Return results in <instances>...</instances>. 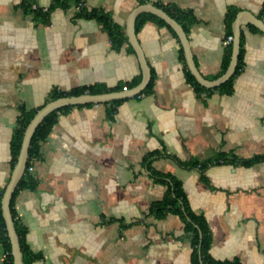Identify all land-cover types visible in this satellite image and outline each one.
<instances>
[{
  "label": "crops",
  "instance_id": "crops-1",
  "mask_svg": "<svg viewBox=\"0 0 264 264\" xmlns=\"http://www.w3.org/2000/svg\"><path fill=\"white\" fill-rule=\"evenodd\" d=\"M146 2L193 11L187 34L209 79L225 72L228 15L247 10L264 20V0ZM140 4L0 0V190L14 169L11 143L24 109L39 110L55 89L104 93L142 79L126 30ZM34 7L49 12L35 15ZM82 7L107 13L123 42L97 18L79 15ZM251 25L242 27L244 65L230 94L198 91L179 38L153 19L140 25L151 91L60 112L32 164L36 186L13 201L28 264H193L185 222L152 213L168 191L159 175L179 180L191 209L206 217L213 258L264 264V160L242 163L264 155V32ZM7 252L0 229V264H8Z\"/></svg>",
  "mask_w": 264,
  "mask_h": 264
},
{
  "label": "trees",
  "instance_id": "trees-1",
  "mask_svg": "<svg viewBox=\"0 0 264 264\" xmlns=\"http://www.w3.org/2000/svg\"><path fill=\"white\" fill-rule=\"evenodd\" d=\"M141 4L146 3V0H139ZM78 4L80 6H83V3L81 1H78ZM158 7L163 8L168 14H170L172 17H174L180 24L184 27L185 31L187 32L189 27L193 25L196 22V16L191 10H183L179 7L172 6V5H163V4H157ZM35 15H40L44 13L45 15L48 14L49 10L43 11L41 9H34L33 10ZM236 11L231 12L228 17H227V37L232 35V23L233 20L236 16ZM79 15L84 16V17H95L97 18L103 26L107 29L109 32L111 39L115 43H121L123 42V39H125L120 32L119 28L112 22L110 16L103 12V11H98V10H93V11H88L85 8H81ZM147 19H153L157 21L161 25H165L169 28V30L173 33L175 37L178 38L177 33L175 30L168 25L163 19L159 18L158 16L151 14V13H143L138 17L136 27L137 29L140 27V25ZM254 27L256 30H259L257 27L254 25H251ZM226 37V38H227ZM131 49L134 51L133 47L131 46ZM135 52V51H134ZM181 53H182V58L185 62V56H184V50L181 48ZM231 53H232V42L227 44L226 47V54L223 62V72L227 69L230 60H231ZM186 65V62H185ZM244 65V36L242 34L241 37V47H240V53H239V59H238V64L236 71L234 75L224 84L221 86L217 87L216 89L220 90L223 93L230 94L233 91V83L235 77L241 72L243 69ZM186 75H187V80L192 83L195 88L198 91L202 90H212L208 89L204 86H202L195 76L190 72L186 65ZM141 79H138L133 82V85H137L140 82ZM152 84H153V77L146 87V89L143 92L146 91H151L152 89ZM85 92H90V93H100L102 92L101 90L95 88L94 86L90 87H81V88H75L71 91H61V90H53L50 99L54 100L59 97L63 96H70V95H79L83 94ZM120 100H115L113 103L118 102ZM90 105V104H88ZM83 106V105H80ZM72 106H67L63 107L59 110L53 111L51 114H49L44 121L38 126L33 139L31 141V146L29 150V159L27 163V169L26 173L24 174L23 178L18 184V187L16 188L14 194H13V199H12V204L15 199V197L18 195L21 189L24 188H34L37 184V179L34 176L33 172L29 171V166L33 164V161L37 158L40 157L41 154V144L43 141H45L50 133L53 130L54 125L57 122L58 115L60 112L67 110L71 108ZM38 110H23L21 118L19 120V127L13 137L12 143H11V151H12V166L14 168L16 164L17 157L19 155L20 149H21V144H22V139H23V134L25 131V128L31 121V119L34 117V115L37 113ZM223 158V157H222ZM261 160H264V155H259L256 156L252 159L244 160L242 163L244 165H251L255 162H259ZM225 159H222V162H224ZM218 159L216 161L211 162L212 164L219 163ZM211 163H196V165L204 169L208 164ZM160 180L163 183H166L168 185V191L165 195V197L162 200L157 201L153 207H152V213L158 218L164 217L168 213H174L180 216V218L185 222L187 231L192 232V244H193V255H192V262L193 264H244L242 263L239 259L235 258L232 260H216L215 258L212 257L210 253V247L212 245V236L210 233L209 225L207 222L206 217L201 214V213H196L193 211L189 205L187 195L182 187V184L179 180L171 178L166 175H159ZM4 190H0V229H1V239L3 243L5 244L6 248L8 249V254H7V261L8 264H14V259L12 255V247H11V242L8 236V232L6 229V223L5 219L3 217L2 209H1V198L3 195ZM11 204V206H12ZM17 227V226H16ZM18 231V230H17ZM19 233V231H18ZM20 241H21V246L24 255H26V250L24 248V241L23 237L20 235ZM24 264H28V258H24Z\"/></svg>",
  "mask_w": 264,
  "mask_h": 264
},
{
  "label": "water",
  "instance_id": "water-1",
  "mask_svg": "<svg viewBox=\"0 0 264 264\" xmlns=\"http://www.w3.org/2000/svg\"><path fill=\"white\" fill-rule=\"evenodd\" d=\"M143 13H151L158 16L175 30L183 47L188 69L202 86L211 89L221 86L234 75L239 59L242 27L244 25L252 24L259 30L264 32V20L262 18L257 17L256 15L247 10L238 12L232 24L233 40L230 63L225 72L222 73L219 77L215 79H209L205 77L197 67L193 57V52L191 49L188 34L185 31L184 27L180 24V22H178L174 17L168 14L163 8L158 7L153 3L146 2L135 7L128 17L126 30L128 42L133 47L142 68L141 81L133 88H124L121 91H112L104 93L85 92L79 95L63 96L51 100L37 111V113L34 115V117L31 119V121L25 128L21 149L17 157L16 164L1 198V209L3 217L5 219L8 236L11 242L14 264H24V253L21 246L20 236L15 224V219L12 213L11 204L13 194L16 188L18 187L19 182L26 173L31 141L38 126L44 121V119L49 114L63 107L106 103L117 99L139 95L146 89L152 79V73L147 58L145 56V52L137 37L136 27L138 17Z\"/></svg>",
  "mask_w": 264,
  "mask_h": 264
},
{
  "label": "built area",
  "instance_id": "built-area-1",
  "mask_svg": "<svg viewBox=\"0 0 264 264\" xmlns=\"http://www.w3.org/2000/svg\"><path fill=\"white\" fill-rule=\"evenodd\" d=\"M35 8H36V7H34V9H35ZM232 40H233V36H232V35H231V36H228L227 39H226V41H225V43H226V44H229L230 42H232ZM126 88H127V87H126ZM28 169H29V171L32 172L33 169H34V168H33V165L29 166ZM7 254H8V253H7Z\"/></svg>",
  "mask_w": 264,
  "mask_h": 264
}]
</instances>
